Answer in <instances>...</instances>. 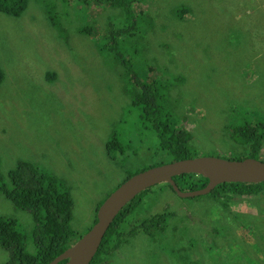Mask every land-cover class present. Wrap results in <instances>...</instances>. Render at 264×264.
<instances>
[{
	"label": "rangeland",
	"instance_id": "obj_1",
	"mask_svg": "<svg viewBox=\"0 0 264 264\" xmlns=\"http://www.w3.org/2000/svg\"><path fill=\"white\" fill-rule=\"evenodd\" d=\"M135 1L131 19L82 0L0 12V178L18 162L53 175L72 201L73 242L128 177L175 161L152 122L191 134L185 158L264 161V0ZM143 85L156 91L151 114L133 102ZM246 125L263 137L256 155L237 140ZM240 199L150 187L125 228L166 212L162 228L89 264H264V192ZM0 217L15 220L32 253L30 212L0 193Z\"/></svg>",
	"mask_w": 264,
	"mask_h": 264
},
{
	"label": "trees",
	"instance_id": "obj_2",
	"mask_svg": "<svg viewBox=\"0 0 264 264\" xmlns=\"http://www.w3.org/2000/svg\"><path fill=\"white\" fill-rule=\"evenodd\" d=\"M82 1L96 6L105 4L117 7L124 13L126 18H134L135 9H132L131 5L134 3L136 7L135 0ZM26 3L27 0H0V12L18 16L24 10ZM98 29L101 28L98 27ZM80 32L84 33V30L81 29ZM125 33L126 30L117 32L119 35ZM1 81L2 71L0 70V83ZM142 91L143 97H134L133 102L143 104L145 113L151 114L154 111L156 91L146 85L142 86ZM151 127L159 136L160 145L164 152L173 156L175 161L186 159L184 153L187 149V143L191 139L189 132L171 127L168 121L164 123L152 122ZM256 129V126L246 125L241 128L242 137L240 139L236 138L238 142L249 145L250 149L255 148V155L259 152L263 139L262 136L256 133ZM235 137H237L236 134ZM7 177L6 183L2 182L0 178V193L8 197L18 208L30 212L34 221L32 231L34 248L32 253H29L25 250L23 236L17 230L15 220L0 217V246L9 253L8 264L14 262L17 264H47L73 243L71 240L73 232L69 228L71 198L53 175L39 170V168L28 162H18L14 169L9 171ZM173 180L182 191L201 189L208 181L207 178L196 174H182L175 176ZM164 185L173 191L169 184ZM149 189L136 195L118 212L105 232L90 263L95 261L98 256L107 255L111 250H116L121 243L128 241L129 235L134 232L142 231L149 234V229L152 226L162 228L167 215L166 212L151 216L141 224L133 226L131 230L125 228L124 223H127V218L134 210L135 204L141 201L142 195ZM262 192H264V182L257 184L224 183L216 186L210 193L222 197L227 203L233 201L234 197L241 200L240 198L245 196H256ZM64 261L58 264H62Z\"/></svg>",
	"mask_w": 264,
	"mask_h": 264
},
{
	"label": "water",
	"instance_id": "obj_3",
	"mask_svg": "<svg viewBox=\"0 0 264 264\" xmlns=\"http://www.w3.org/2000/svg\"><path fill=\"white\" fill-rule=\"evenodd\" d=\"M182 174L201 175L208 181L201 189L182 191L173 180ZM261 182H264V161L255 158L241 161L218 157L186 158L147 168L118 185L97 208L95 223L90 230L47 264L64 260L62 264H89L118 212L136 195L155 185L169 184L176 195L188 198L206 195L224 183Z\"/></svg>",
	"mask_w": 264,
	"mask_h": 264
},
{
	"label": "flooded vegetation",
	"instance_id": "obj_4",
	"mask_svg": "<svg viewBox=\"0 0 264 264\" xmlns=\"http://www.w3.org/2000/svg\"><path fill=\"white\" fill-rule=\"evenodd\" d=\"M257 130V129H256ZM113 251H115V250H113Z\"/></svg>",
	"mask_w": 264,
	"mask_h": 264
}]
</instances>
